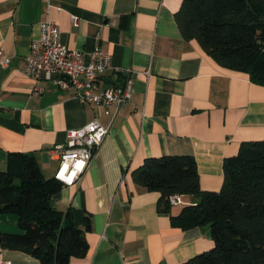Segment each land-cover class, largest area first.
Segmentation results:
<instances>
[{
    "label": "crops",
    "instance_id": "crops-1",
    "mask_svg": "<svg viewBox=\"0 0 264 264\" xmlns=\"http://www.w3.org/2000/svg\"><path fill=\"white\" fill-rule=\"evenodd\" d=\"M182 3L0 0V48L10 59L0 72V169L7 168L10 153H25L35 157L47 179L54 178L60 162L51 151L66 143L68 131L97 117L110 129L79 182L53 197L89 243L88 255L70 264H185L211 250V226L183 230L171 223V215L196 199L184 196L171 214L160 213L161 194L138 187L132 173L147 158L191 156L201 189L220 192L224 160L237 155L243 142L264 140V86L218 65L197 41L184 39L176 21ZM47 20L58 24L63 44L83 52L86 62L99 47L116 67L139 74L129 105L105 116L52 77L35 81L24 74L30 45ZM117 80L108 70L103 84ZM0 229L20 233L17 216L0 214ZM2 261L41 264L0 248Z\"/></svg>",
    "mask_w": 264,
    "mask_h": 264
},
{
    "label": "trees",
    "instance_id": "trees-1",
    "mask_svg": "<svg viewBox=\"0 0 264 264\" xmlns=\"http://www.w3.org/2000/svg\"><path fill=\"white\" fill-rule=\"evenodd\" d=\"M187 41H197L218 65L250 76L264 86V0H183L176 14ZM220 192L203 191L191 156L147 158L132 173L134 183L161 194L158 210L171 214L170 198L193 197L195 205L171 215L173 227L211 226L214 246L185 264H264V140L243 142L224 160ZM63 189L47 179L35 157L10 153L0 169V214H14L20 233L0 229V248L30 255L41 264H70L85 258L89 243L70 211L53 197ZM87 230L91 219L86 218Z\"/></svg>",
    "mask_w": 264,
    "mask_h": 264
},
{
    "label": "built area",
    "instance_id": "built-area-1",
    "mask_svg": "<svg viewBox=\"0 0 264 264\" xmlns=\"http://www.w3.org/2000/svg\"><path fill=\"white\" fill-rule=\"evenodd\" d=\"M75 25L78 19L73 18ZM40 36L33 40L24 67V74L35 81L52 77L53 82L64 90H74L76 98L83 105L111 116L131 103L135 82L139 74L131 68H119L113 64L112 56L99 47L91 51L89 61L81 51L71 50L63 44L61 30L55 22L40 24ZM10 59L0 48V72L9 68ZM108 70H113L118 80L113 85L103 84ZM38 94L43 89H36ZM109 128L97 118L79 129L67 132L66 143L57 145L51 151V158L60 164L54 178L63 187L75 186L88 170L97 149L109 135ZM172 206L184 204L183 196L170 198ZM0 264H12L2 261Z\"/></svg>",
    "mask_w": 264,
    "mask_h": 264
}]
</instances>
